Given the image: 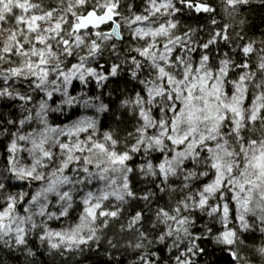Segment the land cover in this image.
I'll return each mask as SVG.
<instances>
[{
	"label": "snow or ice",
	"instance_id": "obj_1",
	"mask_svg": "<svg viewBox=\"0 0 264 264\" xmlns=\"http://www.w3.org/2000/svg\"><path fill=\"white\" fill-rule=\"evenodd\" d=\"M254 2L0 0V264H264Z\"/></svg>",
	"mask_w": 264,
	"mask_h": 264
},
{
	"label": "trees",
	"instance_id": "obj_2",
	"mask_svg": "<svg viewBox=\"0 0 264 264\" xmlns=\"http://www.w3.org/2000/svg\"><path fill=\"white\" fill-rule=\"evenodd\" d=\"M247 19L252 30L256 35H259L260 31L264 29V6L258 2H254L246 10ZM93 85V91H94ZM103 247V246H102ZM121 255V253H113V256ZM216 256L220 258L218 264H226L225 260L222 258L221 253L217 252ZM123 260V256L121 257ZM107 257H96L92 256L87 261L86 264H99V261L106 260ZM46 264H62L58 256H53L51 259L45 258Z\"/></svg>",
	"mask_w": 264,
	"mask_h": 264
}]
</instances>
